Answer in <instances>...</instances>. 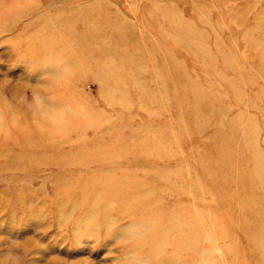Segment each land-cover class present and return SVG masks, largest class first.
<instances>
[{"label": "rangeland", "instance_id": "rangeland-1", "mask_svg": "<svg viewBox=\"0 0 264 264\" xmlns=\"http://www.w3.org/2000/svg\"><path fill=\"white\" fill-rule=\"evenodd\" d=\"M40 1L49 4V17L56 14L60 18L70 15L74 9L81 8V12L94 8L119 25L124 43L144 38V55L148 52L156 55L155 66L161 64V74L153 79L154 87L165 85V97L141 103L150 113L139 109L132 95L128 98L130 103L124 101L125 93H129L124 88L136 83L144 67L120 72L115 59L110 75L103 73L107 68L99 72V68L110 63V59L99 52L105 45L102 34L95 38L93 35L94 45L89 42L91 36L83 39L84 49L81 55L75 53L80 60L74 63L73 71L63 68L68 73L53 77L41 68L35 69L42 63L44 51L50 55V41H46V49L37 53L32 63H24L15 53L14 44L4 42L16 35L17 30H0V264H138L142 258L134 260L133 248L138 246L151 252L147 244L156 233L152 229L134 233L138 220L147 214L153 216L139 208L142 204L139 197L143 193L137 195L138 199L120 192L111 197L110 193L96 192L95 185L84 188L83 183H93L99 176L108 177L110 173L118 177H140L146 171L152 177L153 170L145 167L167 169L170 165L184 164L183 155L174 156L170 161L162 160L163 155L153 150V133L171 146L173 141L179 142L177 150L193 148L194 159L207 157L209 180L206 166L194 167V173L211 189L207 194L210 199L225 189L230 190L236 179L244 180V184L248 182L257 188L260 206L264 207L263 0ZM52 1L54 3L50 4ZM18 2L14 7L18 12L33 10L29 18L36 17L35 0ZM10 9L12 6H7V12H11ZM11 21L7 19L5 25ZM35 21L40 22L38 17ZM37 24L28 29L40 30ZM133 45L124 48L126 55L138 52ZM61 52L68 61L70 53ZM144 65L150 66L149 63ZM115 72L117 86L112 84ZM69 76L62 101L67 100L71 107L61 112L62 122H55L54 116L60 115L53 113L52 118L40 114V104L49 106L61 101V82ZM15 87L18 91L11 92ZM154 94L155 88L146 92L147 96ZM81 104H84L82 109ZM151 104L158 107L155 109ZM28 111L31 114L26 118ZM34 124L42 137L40 151L26 147L21 138L27 127ZM93 124L95 129H92ZM142 126L148 128V132L142 131ZM81 130L83 132H79ZM142 139H146L147 144ZM241 146L251 168H241L236 174L225 168L224 172L219 171L215 161L217 153H230L233 166V152ZM21 150L31 155L26 156L25 152L21 155ZM101 153L104 158L112 157V164L92 160ZM241 160L244 162L242 155ZM8 161L25 164V170L19 171L16 164L7 165ZM222 173L226 178H221ZM142 182L160 211L164 210L163 202L172 204L178 200L174 188ZM93 207L96 210L90 213ZM232 216L238 217L237 214ZM223 227L230 228L219 220L218 225L215 223V232ZM232 230L234 240L224 246V264H229L230 251L235 245L244 259L238 264H253L246 246L250 232L234 227ZM135 235H140L141 240ZM214 256L217 259V255Z\"/></svg>", "mask_w": 264, "mask_h": 264}, {"label": "bare ground", "instance_id": "bare-ground-1", "mask_svg": "<svg viewBox=\"0 0 264 264\" xmlns=\"http://www.w3.org/2000/svg\"><path fill=\"white\" fill-rule=\"evenodd\" d=\"M42 3L43 1L40 0H35L34 3L36 6V8H34V12L36 17L39 18L41 22L40 23L35 21L36 17L29 18L32 16L33 10L29 12L28 10H25L23 13L18 12L16 10L17 8H14L19 4V2L17 3V0H0V30H17L15 31L16 35H12L4 42L14 44L15 53L19 55V58L22 59L24 63H32L33 58L37 56V53H42V51L46 49V41L48 40V42L50 41L52 44L51 51H48L50 55L47 56L46 51H44L45 55L43 56V61L40 64V67L36 65L35 69L41 68L53 77H57L60 74H66L68 71H65L63 68L73 71L74 63L80 60L78 57H75V53L77 52V56L81 55L84 49L83 39L85 40L91 36L89 42L93 43L94 45V38L97 35L102 34L105 45L101 46V51L99 52L100 54H104L107 58H109L110 63L99 68V72L107 68L103 73L110 75L112 69L114 68V66L111 64L115 59L117 60L115 63H117V68L120 69V72L124 71L125 69H133V71H135L140 66L144 67V72L137 80H135L136 83H133L132 87L124 88V90L128 89L127 92L129 91V93H125L128 97L125 96L124 101L130 103L128 98L130 95H132L133 98H136L139 109L146 110L150 113V110L141 103H152L159 100L160 98L165 97V94H163V92H165V85L160 84L159 86L157 85V87H154L155 85L153 79L154 77H157L159 74H161V70L159 69L161 68V64L159 62V67L155 66L157 65L156 63L158 61V57H156V55L149 54V52L146 56L144 55V51L146 49V40L144 38L140 37L133 40L132 42L124 43V35L121 32L119 25H117L116 22L114 23L109 21L108 16L104 12H101V10L88 8L80 12V8L70 11V15H64L60 18L56 14L53 17H49L47 9L49 4L46 3L44 5ZM53 3L54 1H52L50 4ZM9 5L12 6V9H10L11 12H7V6ZM40 7H42V9ZM9 18L12 19L11 23L5 25V22ZM36 23L40 24V30L32 32L28 29L35 26ZM27 29L28 33L25 31ZM78 43L80 44L77 48L76 45ZM73 44H75L74 47ZM132 45L137 46L136 50L138 52L126 55L127 53H124V48L126 49L127 46L131 48ZM47 50H49V48H47ZM61 50L66 53H70L71 57L68 61L66 60L65 54H63ZM87 51L89 52V50ZM56 52L60 53L56 54ZM163 60L164 63H166L165 59ZM145 63H149L150 66H145ZM44 66H47V68ZM117 76L118 74L116 72L112 75V84L115 86H117ZM70 77L71 76L67 77L66 80L61 82V94H59V99L61 101L56 104L53 103V105L50 104L49 106L40 104V106H42V108L39 109L40 114L52 118L54 114H59L60 116L55 115L53 119L55 122H62L61 116L63 115L61 112L71 107L69 106L70 103H68L67 100L62 101L65 100L64 95L66 92H64V89L69 85L67 81L70 79ZM101 78L98 79V82H100ZM107 78L108 77H106V81ZM106 81H104V84ZM153 88H155L154 96H147L146 92ZM15 91H18L16 87L15 90H11V92ZM151 105L154 106L153 108L155 109L158 107L157 104ZM83 106L84 104H81V109ZM11 107L12 106H10V108ZM24 107L29 110L27 105ZM27 114L28 115L25 116L26 118L29 117L31 113L28 111ZM82 117L84 118V116ZM92 129H95V124L92 125ZM83 130L79 132H83ZM142 131L148 132V128L142 126ZM151 136L153 137L152 140H154L153 150L157 149V151L163 155L160 156L162 160L164 158L165 160L168 159L170 161L171 158H174V156L176 158H180L183 155L185 156L184 164H178L177 166L170 165V168L167 169H153L149 166L145 167L147 170H153L152 177L146 171L142 172L141 176L139 175L140 177L136 175H122V177H118L114 176L113 173H110L108 177L105 176L104 178H101V176H99L98 179L93 180V183L90 181L83 183L84 188H89L92 185H95L97 187L96 192H99L100 194L107 192L110 193L111 197H114L115 194L120 192L123 195H134L135 198L138 199L137 195L139 193H143V195L139 197V200L142 201V204L139 208H144L147 213H152L153 216H151V214H147L145 218L138 220L137 228L134 233L139 234L145 229H147L146 232L149 229H152L156 233L153 236L151 242L147 244L151 252H146L138 246L133 248L135 251L134 260L136 258L138 260L141 257L142 260L138 261V264H224V246L231 241L233 242V235H231L232 233L230 232L234 231L232 230L234 227L235 230L238 231L243 230L250 232L249 236L246 237L248 240L246 246L250 249V253L252 254L253 264H264V207L262 205L260 206L261 201L257 195V188L255 189L254 186L249 185L248 182L244 184V180L236 179L230 190L225 189L221 194L219 193L216 197L210 199L207 194L211 189H208L206 186L207 184L202 182V178L194 173V167H196V169H201L203 166H206V179L207 181L209 180L208 169L210 164L207 163V157L205 160H201L200 158L194 159L195 157L194 151L192 150L193 148H188L186 151L184 149L177 150L176 147L179 148L180 146L179 142L176 144L173 141L174 145L171 146V143L160 140V138L156 136L155 133H153ZM37 137L39 138L37 139ZM21 138L24 140L26 147L29 146L33 149H39V151L42 148V143L39 140L42 139L41 133H39V129L35 124L34 126L29 125L25 131V135H23ZM142 140V142L147 144L146 139ZM124 142L126 143L127 139H125ZM229 146L230 142L227 143V147ZM243 149V146H241L238 151L233 152V166L230 164V159H232L230 158V153L227 154L224 152H218V156L215 161L216 166L219 167V171L224 172L225 168L230 173L233 174L235 172L236 174V172L241 170V168H251L248 165L250 160L246 158L245 150ZM24 152L26 153V156L31 155V153L28 154V152L25 150H21L20 154L23 155ZM102 155L103 153L98 154L92 160L94 162L100 161L101 163L107 162L112 164V157L104 158ZM241 155L244 158V162L241 160ZM31 162H33V160H29V163ZM8 163L13 165L16 164L17 166L15 168H17L19 171L25 170V164L23 163H18V161H15L14 163L8 161L7 165H9ZM256 170H258V168ZM103 175L104 173H102V176ZM221 175L222 179L226 178V174L222 173ZM156 177L159 180L155 179ZM107 179L109 185L107 184ZM142 180L149 181L163 187H170L171 190L174 188L173 193L175 198L178 200L172 204L168 203L169 201L163 202L161 204V208L164 210L163 212L160 211L158 207L154 206L156 200H152V198L148 195ZM68 183L69 182H64L65 185ZM202 184L205 187H203ZM124 185L126 186L124 187ZM117 200L120 201L118 198ZM217 205H219V207H216ZM95 210L96 209L94 207L91 208L90 213H93ZM231 214H237L238 217L234 218ZM156 215L159 217H155ZM219 220H221V223H223L225 226H229L230 228L223 227L220 232H215L214 226L215 223L218 225ZM102 225H104V223H102ZM140 235L143 236V234ZM140 235H135V237L141 240ZM240 252L241 250L237 248L236 245L233 246L230 251L229 264H238L239 262L242 263L244 261ZM215 254L217 255V259L214 258ZM131 264H134V262H131Z\"/></svg>", "mask_w": 264, "mask_h": 264}]
</instances>
